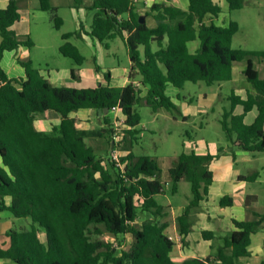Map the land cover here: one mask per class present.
Listing matches in <instances>:
<instances>
[{
    "label": "trees",
    "instance_id": "trees-1",
    "mask_svg": "<svg viewBox=\"0 0 264 264\" xmlns=\"http://www.w3.org/2000/svg\"><path fill=\"white\" fill-rule=\"evenodd\" d=\"M226 1L230 10L244 8L245 0ZM39 2L40 9L52 13L55 27L61 29L64 21L57 15V7L51 0ZM188 4L184 10L155 3L142 14L136 0H94L87 7L96 11L87 34L108 49L111 41L124 42L131 61V82L124 87L85 89L53 85L31 60L18 59L26 79H10L2 67L4 54L21 47L30 49L34 43L30 38L22 39L12 28L21 20L19 0H9L7 8H0V212L33 222L28 230L12 229L5 234L7 242L0 247V259L15 264H238L241 258L250 256L252 236L264 224V213L255 212V219L250 221L233 219L236 230L223 237L210 256L175 262L171 254L177 243L166 234L169 224L162 221L165 207L157 200L166 194L161 168L155 158L138 157L133 151L142 121L136 107H147L155 113L179 111L167 94L170 86L183 89L188 82L209 86L228 82L233 79L234 64L246 62L242 74L253 91H248L246 98L235 92L228 97L231 106L224 111L221 125L234 158L237 150L264 152V78L252 61V57L264 59V51L233 47L240 30L237 22L225 26L207 22L209 16L218 18L221 13L216 0H188ZM82 5L83 0H76L77 8ZM142 16H152L157 26L141 23ZM81 35L63 34L59 49L78 67L84 65L85 57L68 40ZM197 40L200 46L193 53L189 44ZM72 77L77 78L75 70ZM106 78L109 80L108 75ZM238 106L243 107L242 114H235ZM116 107L125 126L122 167L111 158V152L106 158L98 155L86 141L87 133L78 128L79 118L72 116L87 109L99 115L100 109L110 112ZM255 108V121L246 124L247 114ZM47 112L55 113L60 120L51 132L36 127L37 116ZM101 122V137L113 150L114 124L108 115H103ZM224 153V147L217 154L184 152L169 169L172 193H178L180 183L187 181L193 195L177 218L184 245L214 181L211 163ZM259 177L254 172L239 176V180L253 183ZM255 200V196H248L246 206ZM233 204L229 195L219 202L222 208ZM41 229L47 242L40 238ZM105 233L115 239L131 236L130 248L125 249L123 241L116 244L102 240ZM203 237L216 238L210 231H203Z\"/></svg>",
    "mask_w": 264,
    "mask_h": 264
},
{
    "label": "rangeland",
    "instance_id": "rangeland-1",
    "mask_svg": "<svg viewBox=\"0 0 264 264\" xmlns=\"http://www.w3.org/2000/svg\"><path fill=\"white\" fill-rule=\"evenodd\" d=\"M93 1L83 0V5L77 8L76 0H51V4L57 7V15L64 21L61 29L58 30L54 25L52 13L42 11L39 0H20L22 20L16 24L15 29L24 36L22 37L24 40L30 38L35 46L30 49L24 47L18 52L17 58L21 57L20 59L25 61L31 60L35 68L46 72L58 69H78L74 60L63 56L59 48L64 43L63 34L81 32V36H73L68 41L76 45L85 57L84 67L96 68L95 66L98 65L100 68L106 69L130 68L128 52L121 39L109 42L110 49L108 50L99 40L86 34V32H91L92 21L96 14V11L87 8L92 5ZM177 1H179L178 5L181 6L185 5L184 2L187 4V0H174L173 4L176 5ZM217 1L221 7V13L218 18H214V24L225 26L231 21L239 24L240 30L234 36L233 47L249 51H264V0H245L244 8L240 10H230L226 0ZM147 22L152 27L157 26V21L150 16L147 18ZM208 23H211L210 18ZM189 46L194 52L195 47L200 46V42L199 40L191 42ZM154 49H157V46H154ZM15 56L16 54L9 57L14 59ZM252 61L263 76L264 59L252 57ZM246 66V62L237 63L234 67L233 79L228 82L216 83L212 86L205 82L197 84L188 82L183 89L171 87L168 94L173 97L179 111L160 110L155 113L147 107H136L135 110L141 115L142 121L137 127L140 134L133 151L138 157L151 156L158 161L162 171L161 178L166 187V194L157 198L159 204L163 206L172 204L180 212L192 199L191 185L187 181L180 183L178 193L173 194L171 191L172 181L169 169L180 154L189 153L192 150L201 153L206 152L209 148L217 149L231 146L222 129L221 119L224 111L230 109L231 103L228 97L233 91L241 94L245 92L247 86L252 87L242 74ZM90 111L81 110L80 113H89ZM92 112H94V114L92 113L94 115L93 125L102 132L104 125L99 122L97 112ZM49 113L53 115L52 112ZM106 115L112 120L114 130L116 129L115 131L122 135L125 126L122 120L119 121L122 119L121 115L115 111H110ZM44 117L46 116L39 115L37 117L38 123L44 120ZM50 120L53 119H49V122ZM51 128L53 129V127ZM88 137L90 142L88 138L86 140L101 157L106 158L107 153L112 152L106 138ZM122 147L123 144L119 147L120 151ZM233 167L245 176L254 172L260 174L256 182L246 183L247 193L256 195L257 201L252 203V209L248 210L244 217L253 220L255 219V212L264 213V152L248 156L246 159H240ZM199 211L201 210L199 209ZM197 214L195 215L196 218H198ZM0 215L2 216L0 218V247L7 242L3 232L12 229L28 230L33 224L31 218L17 219L9 212L0 213ZM7 218L12 219L8 220ZM172 219L169 218L170 221ZM40 232L41 240L47 242L45 231L41 229ZM174 232L171 226L167 235L175 239ZM101 239L116 244L123 241L125 249H129L132 243L131 236L115 239L108 233L102 235ZM259 242L264 244V225L256 235L252 236V250L256 248ZM213 247H216L215 242ZM179 253L180 250H176L175 254ZM171 255L175 262H180L174 253Z\"/></svg>",
    "mask_w": 264,
    "mask_h": 264
},
{
    "label": "crops",
    "instance_id": "crops-1",
    "mask_svg": "<svg viewBox=\"0 0 264 264\" xmlns=\"http://www.w3.org/2000/svg\"><path fill=\"white\" fill-rule=\"evenodd\" d=\"M136 2L139 8V11L142 14H145L147 11H149L151 6L155 3H166L168 5H174V6L180 7L184 10H187L188 5H189L188 0H187V4L184 2L185 5H182V6L178 5L179 1L176 2V5L173 4L174 0H136ZM216 2L219 4L217 0ZM8 5H9V0H0V8L5 9L7 8ZM20 12H21V9H20ZM148 17H145L147 24H148L147 22ZM209 18L211 19V22H213L214 17L209 16L208 19ZM208 19H207V22H208ZM21 20H22V14H21ZM19 22H17L16 24H18ZM16 24L12 27L15 31H16L15 29ZM148 26L152 27L150 25ZM16 33L20 37H24L20 35L17 31ZM1 40L2 38L0 36V43H1ZM34 46H35V43H34ZM23 48L24 47H21L17 51L6 52L4 54V58L2 60V67L10 79H14V78H25L26 79L25 69L18 62V59H20L21 57L17 58L19 54L18 52H20L21 49ZM198 48L195 47L194 52H196ZM109 49H110V44H109ZM15 54L16 56L14 59L13 58L11 59L9 57ZM128 56H129V53H128ZM236 64L237 63L234 64V67L236 66ZM72 70H75V73L77 76L76 79L72 77ZM130 72H131V61H130V68H121V67H115V68H110V69L101 68L98 71L96 68H88V67H84L83 65L82 67H78V69H74V68L62 69V70L58 69V70H51L50 72L40 70L41 75L44 76L47 80H49L53 85L58 86V87H69V88H77V89L97 88L99 86H105V85H110L113 87H124L130 84L131 82ZM233 73H234V70H233ZM107 75L109 76V80H107L106 78ZM261 77L264 78V74L263 76L261 75ZM135 81L136 83L139 84L140 78L137 77ZM171 87L172 86H170L168 90ZM168 90H167V94H168ZM248 91L252 92L253 88L247 86L245 92L241 94L235 91L233 92H235V94L239 96H242L243 98H246ZM170 97L173 99L172 96ZM87 110H91V111L89 113H80L81 111L80 110L72 114L73 117H77L80 120L78 128L86 132L87 135L90 136V138L101 137L102 132L98 130V128H95L93 125L94 112L92 111H95V110H92V109H87ZM243 112H244V109L242 106H238L235 110V114H242ZM43 115L46 117H44V120L40 121L39 123L36 119V127L38 128V130L49 132L52 129L51 127L58 125L60 122L59 118L57 117L55 113H53L52 115L49 112H47L45 114H41L40 116H43ZM257 115H258V111L255 108L247 114L245 118V123L252 124L255 121ZM97 117L99 119V122H101V119L98 114H97ZM49 119H53V120H50L49 122ZM122 119L124 118L122 117ZM88 136L86 138L89 139ZM89 142H90V139H89ZM225 149H226V153H224L220 157H217L211 163V169L214 173V181H213V184L210 186L208 197L200 204L201 211H199L197 214L198 218H196V222L193 226L192 233L187 238V244L184 245L181 243V236L178 232V227H177V218L178 216L181 215L185 207L182 208L180 212H178L177 209L172 204H168V206H164L166 216L162 219V221L169 224V227L166 230V234H167L168 229L171 226L173 227V230L175 231L174 236L176 237L173 240H175L177 245L174 248L172 253H174L175 257L179 259L180 262L187 258H206L210 256L211 254H213L214 251L217 249V247L222 244L223 242L222 238L225 237L227 234L236 230V227L233 224V219H236L239 221H250V219L248 220L247 218L244 217V215L248 213V210L252 209L253 204L249 207L246 206V198L248 196L256 197V195H249L247 193L246 183L248 182L239 180V176H241L242 174L239 172V170L235 169L233 166L240 159H246L248 158V156L260 154V153L254 154L250 152L237 150L235 152L236 157L234 158L232 155V152H231L232 150L230 146ZM218 150L219 148L217 149L209 148L206 152H201V153L197 151L196 152L199 154H207V153L217 154ZM0 165H2L1 156H0ZM226 195L233 197L234 204L232 207L222 208L220 207L219 202ZM256 201H257V197L253 203H255ZM7 203L8 205L11 203V199L9 197L7 198ZM0 213H4V212H0ZM1 217L2 216L0 215V218ZM169 218L171 219L173 218L172 221H170ZM7 219L10 220L12 218H7ZM203 231H210V232L215 233L216 238L214 240H206L203 237ZM3 233L6 234L7 232H3ZM214 242H215L216 247H213ZM176 250H180V253L175 254ZM249 251H250V256L241 258L238 264H253L254 262H256V264L257 263L261 264L264 261V244H262V242H259L254 250H252V244H251ZM0 264H13V262L9 259H0Z\"/></svg>",
    "mask_w": 264,
    "mask_h": 264
},
{
    "label": "built area",
    "instance_id": "built-area-1",
    "mask_svg": "<svg viewBox=\"0 0 264 264\" xmlns=\"http://www.w3.org/2000/svg\"><path fill=\"white\" fill-rule=\"evenodd\" d=\"M113 111H115L116 113H118L119 115H121V110L116 107L113 109ZM122 117V116H121ZM122 120V123L124 124V119H119V121ZM116 128H118L116 126ZM116 130V129H115ZM122 139H123V134L119 135L118 132L116 131L112 137V144L114 146L112 152H111V158L119 165L121 166V151H120V145L122 143ZM122 167V166H121Z\"/></svg>",
    "mask_w": 264,
    "mask_h": 264
},
{
    "label": "water",
    "instance_id": "water-1",
    "mask_svg": "<svg viewBox=\"0 0 264 264\" xmlns=\"http://www.w3.org/2000/svg\"><path fill=\"white\" fill-rule=\"evenodd\" d=\"M140 22H141V23H145V22H146L145 17L142 16V17L140 18ZM108 113H109V109H106V110H102V109H100V110H99V117L101 118V117L103 116V114L106 115V114H108Z\"/></svg>",
    "mask_w": 264,
    "mask_h": 264
}]
</instances>
